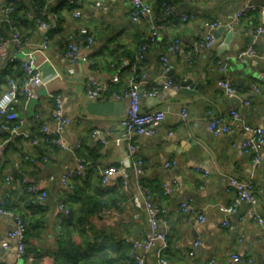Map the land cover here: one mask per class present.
Segmentation results:
<instances>
[{
    "label": "crops",
    "instance_id": "crops-1",
    "mask_svg": "<svg viewBox=\"0 0 264 264\" xmlns=\"http://www.w3.org/2000/svg\"><path fill=\"white\" fill-rule=\"evenodd\" d=\"M150 1L152 20L160 25L161 35L148 47L143 60L133 66L135 50L146 38L148 23L146 18L138 22L131 20L129 0H105V9L95 7V0H77L72 7L66 0H46L43 10L52 11L53 6L52 12L57 16L52 21L56 28L48 30L34 19L35 0H0L1 36L18 32L27 48L48 39V47L34 54L42 72V84L34 86L32 95L19 96L15 105L16 130L12 129L14 122L1 128L5 122L0 117V199L9 193L10 207L24 218L27 226L24 259L29 264L32 257L44 264L57 248L59 218L63 214L59 204L65 202L76 212L90 208L84 224L87 230H93L95 236H92L97 237L99 244L108 237L132 244L148 236L151 228L143 208L142 188L160 207L163 220L160 229L166 232L168 240L162 253L166 260L174 264H207L210 259L215 264H264V225L261 227L249 213L251 205L242 201L234 212L226 215L224 211L236 193L228 178L252 179L257 190L264 187V145L262 161L256 165L252 164L251 153L240 146L249 137L242 131L243 123L264 127V34L252 32L253 25L259 21L258 14L253 11L234 26L225 47L220 46L227 28L215 37L214 46L205 48L199 46V40L208 32L207 22L230 21L247 0ZM163 1L168 2L167 8L162 7ZM18 2L26 5L24 11H19L13 19L1 15L3 6ZM253 2L264 5V0ZM76 7L82 11L79 18L72 13ZM183 15L188 19L182 20ZM81 27L89 29L94 39L91 44L87 45L86 37L78 34ZM72 31L78 34L79 45L74 61L65 53L67 36ZM175 40L180 41V48L169 51ZM250 45L256 50L255 56L235 57L239 50ZM9 53V46L0 48V93L9 76L16 77L19 85L24 76L19 62L7 61ZM161 55L168 58L170 79L201 83L196 94L182 92L177 83L175 88L161 85ZM220 61L224 63L223 69ZM115 73L118 78L112 82ZM135 73L142 107L168 109L155 135L132 138L136 150L131 158L142 161L143 173L138 174L130 164L126 167V184L119 174H112L102 183V167L125 165L130 160L126 141L114 142L116 137L124 136L119 119L125 112L97 115L90 113L87 105L94 100L116 101L111 98V92L128 87ZM220 79L229 80L236 94H225L218 84ZM89 82L109 83V88L100 98L90 99L84 93ZM150 92L154 95L150 96ZM55 95L60 98L63 114L70 118L60 132L65 148L43 140L31 145L30 138L39 135L34 115L39 113L43 119H49ZM244 100L249 102L245 104ZM117 101H125L126 111L127 100ZM182 107L188 110L187 119L180 115ZM231 110H236L239 117L230 133L214 135L208 130L207 122L211 118L228 117ZM49 128L55 129L53 124ZM94 129H100L101 134L92 135ZM171 160L175 165L166 167L165 163ZM81 161L87 162L83 172L72 180L71 187L64 186L60 175L77 168ZM204 171L207 178L202 175ZM8 175L9 184L5 180ZM30 183L46 192L43 200H36L27 192L26 185ZM166 187L175 189L165 194ZM256 193L260 200L255 208L264 218V196ZM182 202L202 210L205 221H188V213L181 209ZM13 225L11 219L0 215V263L22 264L16 257L15 240L9 236ZM73 236L79 243V235ZM195 241H199L197 246L193 245ZM159 246L160 242H156L146 252L136 250L143 256V264H160Z\"/></svg>",
    "mask_w": 264,
    "mask_h": 264
},
{
    "label": "built area",
    "instance_id": "built-area-1",
    "mask_svg": "<svg viewBox=\"0 0 264 264\" xmlns=\"http://www.w3.org/2000/svg\"><path fill=\"white\" fill-rule=\"evenodd\" d=\"M130 1V18L134 22L140 21L141 18H146L148 23V33L143 42H141L133 56V66L136 63L143 60L145 53L148 47L161 35L160 25L154 23L152 20L153 10L150 0H129ZM254 0H247V2L238 8L232 19L228 22L221 21H209L207 22L208 32L204 33L199 40V46L205 48H211L216 43V38L212 31L221 26H224L227 29H233L234 26L239 25L241 21L249 16L253 11L258 14L259 21L257 24H254L252 27V32L255 35L264 34V5L258 6L254 2ZM67 2L71 6L74 5V0H67ZM105 0H95L94 6L99 9H105L104 5ZM167 8V7H165ZM13 9V4L9 3L7 6H3L1 8V15L8 14ZM73 16L75 18H79L82 16V11L79 8H74ZM49 17V18H48ZM56 14L52 11L43 10L39 13V16L36 18L37 24L45 29H54L56 28V24L52 21H55ZM182 20H187L188 16L183 15ZM78 34L85 36L87 45L93 42V37L91 36L89 29L86 27H81L78 29ZM76 32L72 31L67 36V46L65 49V53L72 61H74L79 54V45L77 43V35ZM180 41L175 40L170 46L169 51H176L180 48ZM4 46H9L10 53L8 55L7 61L10 63L19 62L21 68L24 72L22 84H18L15 78L10 77L7 79L6 87L0 93V117L3 118L5 123L1 124V128H6L7 123L14 122L12 129L16 130L15 124L18 122V114L15 109V105L19 100V96L21 94L32 95L33 88L36 85L42 84V72L39 68V65L35 58V52L41 49H46L48 47V39L45 38L38 46L33 48H27V43L23 40L18 32H13L9 37H0V48ZM194 53L197 52V48H194ZM256 55V50L253 46H247L239 50L235 57L237 59H242L245 57H252ZM160 60L162 63V71L160 75L161 85L163 87H176V83H174L167 75L169 70L168 68V58L166 55H161ZM220 68H224V63L219 62ZM138 75L132 76L130 79L128 87L122 89L121 91H112L111 98L116 100H127V108L125 114L119 119V126L124 130L123 137H116L114 142L116 144L120 143L122 140L126 141L128 147V157L130 160L125 165H109L106 167H102L100 169V178L102 183H106L109 177L112 174H119L122 177V181L126 184V167L128 165H132L138 174L143 173L142 169V161L138 158H131L136 150V145L133 142L134 135L141 136H153L155 135L161 126L165 118L166 108H156L152 110H146L142 107L139 96V89L136 82ZM118 78V74L115 73L112 76L111 81L114 82ZM219 86L222 88L223 92L229 96L236 94V89L234 85L227 79H220L218 81ZM109 88V83H97V82H89L86 84L84 88L85 95L90 99H98L101 96L105 95L106 91ZM150 96L154 95V92L148 93ZM249 101L244 100V103L247 104ZM180 115L183 119H187L188 110L185 107H182L180 110ZM238 112L236 110H231L228 117H213L207 122V128L214 135L217 134H228L230 133L236 121L238 120ZM35 120L38 123V132L39 135L32 136L30 138L31 145H37L40 140L47 141L51 145L57 146L59 148H65V144L63 143L60 132L65 128L67 124L70 122V118L65 116L62 111V105L59 96H54V108L51 111V116L49 119H43L39 113L34 115ZM13 124V123H12ZM53 124L54 131H51L49 126ZM242 131L249 134V137L243 140L240 143L241 148L251 153L252 155V164L256 165L262 161L261 149L264 145V127L249 125L243 123ZM100 129H94L92 131V135H100ZM106 142V140H102ZM27 158V156H26ZM29 159V158H28ZM42 160H46L43 156ZM175 161L171 160L165 163L166 167L175 165ZM87 162L81 161L79 162L77 168L72 170H65L60 175V180L64 186L71 187L72 180L80 175ZM202 175L207 178L208 173L202 172ZM50 179H54L53 176H50ZM6 183L9 184L11 177L8 175L5 178ZM225 180V179H223ZM228 182L235 188V197L231 205L224 208V211L227 214L234 212L235 207L242 201H246L251 205V210L249 213L252 215L254 220L263 227L264 218L257 213L256 204L259 202V195L256 193H260L261 196H264V187L257 190L255 188L254 182L252 179L246 181H240L235 178H228ZM174 187H166L164 193H170L174 191ZM26 190L30 194L34 195L36 200H43L46 192L44 190H38L36 184L30 183L26 185ZM144 193L143 198V208L146 212L147 220L149 226L151 228V233L143 237L139 240H136L132 243V250L130 252V257L132 262L130 264H143L144 258L142 255H138L136 253L137 249H141L144 252L150 250L155 246L156 242H160V246L157 249V257L160 264H174L170 261L166 260L162 253L164 249H166L168 245L167 235L164 230L160 229V225L163 223L161 218V210L159 205L154 202L151 198L150 193L142 188ZM11 195L9 193H5V195L0 199V215L6 218H9L13 221V228L9 232V236L15 240V250L16 257L22 261V264H29V261L24 259L26 254V231L27 226L22 217V215L16 211H14L10 207ZM60 210L63 212L62 216L59 218V226L61 228V223L63 218L68 217L69 207L64 203L59 204ZM181 209L188 213V221L190 222H204L205 214L202 210H198L194 208L187 202H182ZM105 212H109L106 210ZM224 225H227V220H224ZM84 228L87 230V224H84ZM199 241H195L193 243L194 246H197ZM234 260H239L238 256H233ZM6 264V263H0ZM207 264H215L213 259H210Z\"/></svg>",
    "mask_w": 264,
    "mask_h": 264
},
{
    "label": "trees",
    "instance_id": "trees-1",
    "mask_svg": "<svg viewBox=\"0 0 264 264\" xmlns=\"http://www.w3.org/2000/svg\"><path fill=\"white\" fill-rule=\"evenodd\" d=\"M35 1L36 9L34 19L36 21L39 13L43 11L46 5V0ZM76 1L77 0H74V5H76ZM161 4L163 8L168 6L167 1H163ZM25 9L26 5L23 3H14L13 9L7 15L9 19H13V16ZM51 9L54 11L53 6ZM1 31L2 30H0V36L3 35ZM135 75H137V73H135ZM10 77L13 76H9L8 78ZM64 204L66 205V202ZM90 212L91 210L88 207H83L79 212L73 211V209L69 207L68 217L62 219L61 231L58 235V246L54 252L49 254L51 258L45 261L44 264H130L132 262L130 257L132 244L124 242V240L115 239L114 237L103 238L104 242L99 244L97 237L92 236H95L93 230H86L83 227L84 222H87L86 218ZM76 233L80 237L79 243L74 240L73 235ZM39 263V260L36 261L35 258L32 257V264Z\"/></svg>",
    "mask_w": 264,
    "mask_h": 264
},
{
    "label": "water",
    "instance_id": "water-1",
    "mask_svg": "<svg viewBox=\"0 0 264 264\" xmlns=\"http://www.w3.org/2000/svg\"><path fill=\"white\" fill-rule=\"evenodd\" d=\"M225 29L224 26H221L217 29L213 30V34L214 36L217 38L221 32H223ZM233 35V30L232 29H227V33L226 36L224 38V42L221 44L220 47H225V45L228 43V41L230 40V38ZM167 74L169 76L172 75V70L168 71ZM175 83H177L180 87L182 92L186 93V94H196L197 93V89L201 86V83H195L192 82V80H179L175 77L171 78ZM139 96L141 97L142 94L139 91ZM87 108L89 110L90 113L92 114H97V115H119V114H123L125 112V101H115V100H111V101H107V102H97L96 100L91 101L88 105Z\"/></svg>",
    "mask_w": 264,
    "mask_h": 264
}]
</instances>
